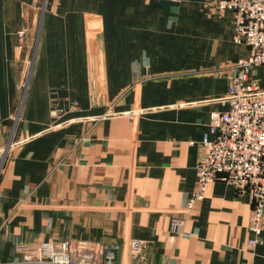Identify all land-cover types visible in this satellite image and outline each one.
I'll list each match as a JSON object with an SVG mask.
<instances>
[{
    "label": "crops",
    "instance_id": "0c3cea01",
    "mask_svg": "<svg viewBox=\"0 0 264 264\" xmlns=\"http://www.w3.org/2000/svg\"><path fill=\"white\" fill-rule=\"evenodd\" d=\"M217 1L0 0V264L48 239L116 243L127 264L134 238L145 264H264L246 193L216 180L186 208L248 54ZM250 76L264 90V64Z\"/></svg>",
    "mask_w": 264,
    "mask_h": 264
},
{
    "label": "built area",
    "instance_id": "2783aa9c",
    "mask_svg": "<svg viewBox=\"0 0 264 264\" xmlns=\"http://www.w3.org/2000/svg\"><path fill=\"white\" fill-rule=\"evenodd\" d=\"M215 8L233 11L234 41L245 44L248 54L233 65L225 97L228 108L209 115L208 129L214 138L208 140L205 135L200 143L202 153L196 164V186L186 201V208L190 210L203 200L208 187L216 180L246 193L252 205L248 229L253 233L246 240V246L253 247L260 240L264 220V90L251 78L250 71L264 64V0H218ZM20 36L23 37V32ZM181 226L179 220L173 222L171 240ZM147 249L145 240L131 239L127 246V264H145ZM14 250L20 258L11 264H115L119 246L62 240L56 249L48 239L21 242ZM72 250L78 251L76 258L71 257ZM96 255L103 261H96Z\"/></svg>",
    "mask_w": 264,
    "mask_h": 264
},
{
    "label": "rangeland",
    "instance_id": "374dc122",
    "mask_svg": "<svg viewBox=\"0 0 264 264\" xmlns=\"http://www.w3.org/2000/svg\"><path fill=\"white\" fill-rule=\"evenodd\" d=\"M24 85H22V87H20V90L22 92V98H21V103H23V100H24V96H25V92H26V89H27V82H24L23 83ZM24 86V87H23Z\"/></svg>",
    "mask_w": 264,
    "mask_h": 264
}]
</instances>
